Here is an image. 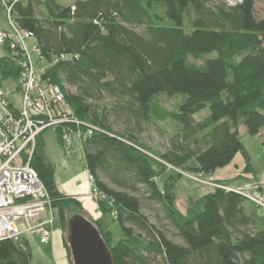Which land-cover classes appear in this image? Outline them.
Here are the masks:
<instances>
[{"label":"trees","instance_id":"1","mask_svg":"<svg viewBox=\"0 0 264 264\" xmlns=\"http://www.w3.org/2000/svg\"><path fill=\"white\" fill-rule=\"evenodd\" d=\"M255 7L256 0L233 7L213 6L211 0L12 5L16 24L32 34L45 61L40 82L60 89L59 107L81 129H98L83 143L85 170L106 197L99 201L102 210L117 214L125 234L112 245L111 232L98 225L113 264H264V218L248 197L213 188L184 212L174 192L182 173L212 179L238 154L248 163L239 130L255 136L264 128V19L257 18ZM4 45L11 56L0 58V86L5 80L18 84L22 68ZM201 59L204 64H196ZM160 94L185 98L168 112L153 103ZM104 99L108 105L101 104ZM206 109L210 116L197 122L195 116ZM167 120L180 126L171 149L150 155L137 138L155 121ZM113 121L121 122L124 136L112 131ZM56 133L62 143V129ZM31 165L53 207L60 206L67 232L64 207L82 206L58 191L41 136ZM213 183L227 187L226 181ZM145 212L154 214L155 224ZM32 259L26 237L0 241V264Z\"/></svg>","mask_w":264,"mask_h":264},{"label":"built area","instance_id":"2","mask_svg":"<svg viewBox=\"0 0 264 264\" xmlns=\"http://www.w3.org/2000/svg\"><path fill=\"white\" fill-rule=\"evenodd\" d=\"M20 1L0 0V7L7 12L13 29L12 34L2 33L0 40L8 45L22 68L18 91L23 97L19 108L0 91V241L21 242L27 234L37 233L41 244L48 245L54 235V201L31 165L38 138L48 129H62V143L65 146L71 145V136L76 133L83 147L85 140L98 129L92 126L81 129V123L71 120L69 114L59 107L64 101L60 89L54 86L46 88L40 82L39 75L47 68L40 49L36 44L28 47L27 41L33 39V36L21 30L12 15V5ZM241 2L235 0L231 6ZM69 123L76 124L78 128L70 130L65 127ZM88 181L91 184L88 197L98 201L106 200L96 189L93 177L89 174ZM210 181L212 183L208 185L213 188L230 191L227 187L213 183L211 178ZM246 190L247 187L236 191L247 196ZM252 200L264 206L263 199ZM113 217L116 219L117 214L113 213Z\"/></svg>","mask_w":264,"mask_h":264},{"label":"rangeland","instance_id":"3","mask_svg":"<svg viewBox=\"0 0 264 264\" xmlns=\"http://www.w3.org/2000/svg\"><path fill=\"white\" fill-rule=\"evenodd\" d=\"M62 5L65 6H73L78 0H56ZM243 1V0H242ZM213 6H217L220 3L225 4L228 7H232L234 5V1L232 0H211ZM239 4V3H237ZM256 15L258 19H264V0H256ZM0 12L4 17V30L0 32L2 33H13V29L8 21L7 12L0 7ZM0 25L2 22L0 20ZM136 31L141 32L140 29H136ZM35 44L34 39H29L27 41V45L31 48ZM10 52L6 49L5 45L0 40V58L10 57ZM36 60V55L34 56ZM195 61V60H194ZM193 61V62H194ZM196 64L202 65L204 64V59L199 61H195ZM41 65H39L40 67ZM67 89L69 88V92L71 94H76L77 91L75 88H72L66 85ZM18 84L17 81L14 80H5L2 82L0 86L1 93L9 98L17 107H21L22 105V93L17 90ZM183 95H176L174 97H168L165 94H160L154 98L153 103L158 105L161 108H164L168 112H171L175 109L177 104H180L184 100ZM101 104L108 105L109 99H104ZM210 116V112L208 109L202 111L201 113L195 116L197 122L205 120ZM111 125L112 131L117 133L120 136H124L122 133L125 132L123 125L117 122H112ZM156 125L151 126L146 129L143 135L138 136L137 143L144 148L150 155H155L159 157L167 153L171 149L170 140L174 135L175 130H179L180 126L171 120H167L165 123L154 122ZM177 133H175L176 135ZM202 135H199L200 138ZM43 141L45 143V155L47 160L53 165L55 169V177L58 178L59 183H66L70 180H76L80 175H83L88 179V173L85 170V156L84 150L82 147V143L78 138L77 134H72V143L70 146H65L59 141L58 134L53 129H48L43 132L41 135ZM240 138L241 142L247 149V153L249 156V162L247 163L245 157L242 154H238L232 163L224 168L218 169L213 175L215 179L217 178H228L227 184L233 187L236 181H241V183H250L254 184L256 180L262 178L264 175L262 174L261 167H264V128L261 132L255 136H251L248 134L245 127L240 128ZM192 147H195L193 145ZM263 153V154H262ZM171 171L174 172L173 168L169 167ZM221 173H223L221 175ZM243 179L240 180L239 177ZM237 178V179H236ZM212 183L210 181V177H202L199 175H189L186 173H182V177L178 178V182L176 188L174 190L177 197V206L181 211H186V209L190 208L198 201L201 197L209 194L213 191V187L208 185ZM257 183L255 185H248L247 190L245 191L246 195L252 199L259 200L261 197L257 193L258 190H264V183ZM90 188L91 184L89 182ZM111 188H114L111 186ZM236 188V187H234ZM246 188V186L244 187ZM115 189V188H114ZM246 196V197H247ZM88 200L86 204L87 207H79L75 204H70L68 207H64L66 222L69 223L73 218L79 217L83 219L86 223L92 225L94 228L98 229V225L100 224L103 229H108V231L112 234V245L117 244L120 240L125 238V234L121 229V226L118 221L115 220L113 215L110 212L102 210L99 201L94 200L92 198H85ZM83 200L86 201V200ZM251 201L259 206L260 214L264 216V206L256 203L254 200ZM264 201V196L262 198ZM104 207L109 209L110 204L108 202L104 203ZM86 210H89L90 215ZM150 222L155 224L156 219L153 213L145 212ZM54 214V226L53 231L58 230L60 232V236L62 234L66 235L64 231L63 224L60 217V206L53 207ZM59 236V237H60ZM26 238L29 240L31 249L33 251V259L32 264H45L48 262L49 264L53 263V256L50 254H46L43 250H47L45 244H41L40 237L37 233H29L26 235Z\"/></svg>","mask_w":264,"mask_h":264},{"label":"crops","instance_id":"4","mask_svg":"<svg viewBox=\"0 0 264 264\" xmlns=\"http://www.w3.org/2000/svg\"><path fill=\"white\" fill-rule=\"evenodd\" d=\"M0 20L2 22V25H0V32H1L4 30V20H5L1 12H0ZM239 135H240V130H239ZM261 168H262L261 169L262 174L264 175V167H261ZM222 174L223 173H221V175ZM222 177L215 179V177L212 176L213 182L226 181L228 179V178L226 179ZM239 178L240 180L243 179L241 176ZM257 183H261V184L264 183V176L256 180L254 184H250V183L243 184L241 183V181H236L233 187L229 186L226 181L227 188L233 191L242 189L245 186L247 187L248 185H255ZM55 184L60 194H62L65 197L77 200L81 204L82 207H84V204H85V207H87L86 204L88 203L89 199L86 200L85 198H89L88 195H89L91 188L89 185V181L86 177H84L83 175H80L76 180H70L69 182H66V183L64 182L59 183L58 178L55 177ZM257 193L260 195L261 198H262V195L264 196V190L263 191L258 190ZM84 199L86 201L83 202ZM261 210L262 209H259L258 214L259 216L264 218V216L260 214ZM86 211L90 215L89 210H86ZM59 234L60 232L58 230L54 231V235L51 238L50 243L48 245H45L47 247V250H43V252H46V254L48 255L50 254V256H53L54 260L52 264H71V260H70V257L67 251V246H66L67 245L66 235H64L65 234L64 233L62 234V237H61ZM45 264H49V263L46 262Z\"/></svg>","mask_w":264,"mask_h":264},{"label":"water","instance_id":"5","mask_svg":"<svg viewBox=\"0 0 264 264\" xmlns=\"http://www.w3.org/2000/svg\"><path fill=\"white\" fill-rule=\"evenodd\" d=\"M66 241L73 264H113L110 249L98 229L79 217L67 223Z\"/></svg>","mask_w":264,"mask_h":264},{"label":"bare ground","instance_id":"6","mask_svg":"<svg viewBox=\"0 0 264 264\" xmlns=\"http://www.w3.org/2000/svg\"><path fill=\"white\" fill-rule=\"evenodd\" d=\"M232 1H235V0H232Z\"/></svg>","mask_w":264,"mask_h":264}]
</instances>
